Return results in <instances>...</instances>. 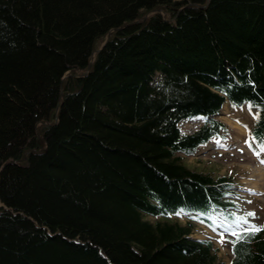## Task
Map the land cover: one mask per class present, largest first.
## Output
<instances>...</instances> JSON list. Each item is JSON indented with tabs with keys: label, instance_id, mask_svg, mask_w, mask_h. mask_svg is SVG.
<instances>
[{
	"label": "trees",
	"instance_id": "trees-1",
	"mask_svg": "<svg viewBox=\"0 0 264 264\" xmlns=\"http://www.w3.org/2000/svg\"><path fill=\"white\" fill-rule=\"evenodd\" d=\"M225 99L260 141L264 0H0V264H264L233 178L183 162Z\"/></svg>",
	"mask_w": 264,
	"mask_h": 264
},
{
	"label": "rangeland",
	"instance_id": "rangeland-1",
	"mask_svg": "<svg viewBox=\"0 0 264 264\" xmlns=\"http://www.w3.org/2000/svg\"><path fill=\"white\" fill-rule=\"evenodd\" d=\"M153 13L155 12H143V16ZM105 37H99L95 47ZM91 58H94L93 54ZM217 118L227 122L231 128L232 135L229 139L232 140L231 145L201 147L196 154L185 156L183 162L191 168L212 171L215 175L224 173L234 178L240 210L247 216L251 225H262L264 224V142L262 145H257L250 140L253 118L247 109L230 108L225 114L221 110ZM199 122L196 118L186 120L181 124L180 129L182 132H191L200 124ZM249 212H255V215H248ZM146 217L151 220L156 219L154 216ZM177 218L181 223L186 222L185 216L181 215ZM191 235L197 238L213 237L217 257L226 263L229 262L231 248L227 239H224V233L218 234L199 223L195 225Z\"/></svg>",
	"mask_w": 264,
	"mask_h": 264
},
{
	"label": "snow or ice",
	"instance_id": "snow-or-ice-1",
	"mask_svg": "<svg viewBox=\"0 0 264 264\" xmlns=\"http://www.w3.org/2000/svg\"><path fill=\"white\" fill-rule=\"evenodd\" d=\"M248 215H255V212H249ZM241 218L246 220V216L241 217ZM248 223H249V227H247V228H243L242 227L240 229L232 230L233 231V235L239 236L244 231L255 232V231H259L260 230V226L251 225V222H248Z\"/></svg>",
	"mask_w": 264,
	"mask_h": 264
},
{
	"label": "water",
	"instance_id": "water-1",
	"mask_svg": "<svg viewBox=\"0 0 264 264\" xmlns=\"http://www.w3.org/2000/svg\"><path fill=\"white\" fill-rule=\"evenodd\" d=\"M96 51V50H95ZM90 68V61L87 62V70ZM86 70V71H87Z\"/></svg>",
	"mask_w": 264,
	"mask_h": 264
},
{
	"label": "bare ground",
	"instance_id": "bare-ground-1",
	"mask_svg": "<svg viewBox=\"0 0 264 264\" xmlns=\"http://www.w3.org/2000/svg\"><path fill=\"white\" fill-rule=\"evenodd\" d=\"M163 14V13H162ZM144 17H146V16H144Z\"/></svg>",
	"mask_w": 264,
	"mask_h": 264
}]
</instances>
